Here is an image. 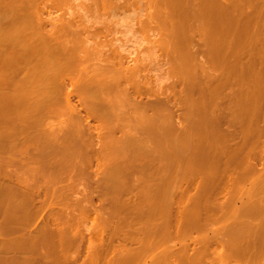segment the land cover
Segmentation results:
<instances>
[{"label": "bare ground", "instance_id": "bare-ground-1", "mask_svg": "<svg viewBox=\"0 0 264 264\" xmlns=\"http://www.w3.org/2000/svg\"><path fill=\"white\" fill-rule=\"evenodd\" d=\"M171 1L172 0H83L78 4L76 3L74 4L75 0H0V68H1L0 87L1 89H3V91L0 92V98L2 97L1 95H3L5 99H9V107L11 106V111L22 113L26 117L20 116L19 118L22 119V121L24 122L25 120H27L29 121V123L31 122V124L32 122H38L35 123L38 125L40 122V124L42 125L41 122H44L48 116L51 117L50 116L51 114H58V112L63 113V111H65L66 113L67 112L66 109L79 114V117L77 116L78 119L75 118L77 119L76 122L73 121V119L70 120L73 121V123L74 122L77 123L78 127L76 128H80L79 126L84 124L83 122L86 121V118L87 120L90 119L94 120L92 122L93 124L91 123L92 124L91 131H94L95 133L98 132V137L95 140L96 136L95 137L90 136L91 138L88 139L89 141L88 144L86 143L85 140H83L87 145L90 146V148H93L97 144V140L99 139L100 142L98 140V143L103 146L105 145L104 148L106 147V149L110 146V143L111 146L112 145L115 146L114 144H112L115 143L116 146L115 147L112 146V147L116 148V151L118 150V152H120L119 149L123 148L122 147L123 144L126 146L127 145L129 146V144H131L130 146H132V144H136V142L138 143L140 142L144 147L145 146L149 147L151 150L154 148L161 149L162 144L164 146L162 137L160 136L158 137V139H156L155 137L157 135H162V134L158 133V130L156 131L153 130V128L151 129L149 127V125H151L150 123H153V121L157 120L156 119L157 117L151 116L152 118H148V116L150 117V115L148 114H145L146 116L145 115L142 116V118L140 119V121L142 122L141 124L140 121H137L133 125L132 129L138 128V130L137 129L135 131L132 130L133 133H127V136L123 133L126 137L124 138L122 137L123 139L121 141L111 142L113 140L112 137L114 136L115 131H118L117 127L114 128V130L113 129L108 130L107 134H106V130L105 133L102 131L103 129L109 128L111 124H115L112 122H114V120H116L117 122L118 118H119L118 120H120L121 123L123 118L121 119L120 117L121 115L119 116V112L122 113L123 109H125L124 111H126V107L127 110L130 109L131 111L130 113L132 114L133 109L137 107H142L145 109L152 110L153 108L156 109L160 107L162 109L163 107L167 106L166 105L167 99H166V104L160 102L159 100H157V98H156L157 101L156 100L150 101L151 98L155 96V94L151 92L152 88L154 87L152 86L151 88L150 86H148L147 82H150L149 80L147 82H145V80L144 81L139 80L141 77L139 74L142 71L141 67L126 68L127 65H125V61L126 59H128L126 55L127 51L125 52V49L120 46H118L120 49L123 48L120 51L118 50L119 48L110 49L109 46L108 49L107 48L108 44L106 42L110 36V34H108L110 33L109 32L110 27L119 19L125 18L126 20H130L128 28L131 29L130 31H132L134 24L133 22H135L134 19H136V16L140 15L139 11L142 12L140 16L143 18V20L141 22V25H139L140 27L138 26L136 27L140 28L143 32L146 33L150 32V30L153 28L152 27L153 24L157 23L156 22L157 19H163L166 21V19L169 17V15L167 14L168 17L164 19L167 16L165 13L158 12V14H156L157 13L156 9L159 8V7L156 8V6L161 4H169V2ZM180 1L182 4L181 9H176L174 6L173 10H175V12L177 11L178 15L180 14L181 16L185 17L183 20L185 21V23L188 21L187 17L190 15H193L198 20H205L208 23L210 18L214 17L215 9L217 8V6L218 8H222L223 10L224 9L232 10L241 7V5L251 6L252 4V0H233V2L232 1L230 2L229 0L228 2L230 3L228 4L224 2L221 3L219 2V0H180ZM64 7L73 10V14L69 13L71 17L68 16L69 17L68 19L59 18L60 14H58L59 19L52 17L59 10L61 11L64 10L63 9ZM153 9H155L154 12ZM180 22L181 20H179V23ZM161 26L162 25L160 24V27ZM100 28H103L104 30L106 29L108 32L104 33V31ZM100 30L103 31V34H101L102 31L99 32ZM189 36L190 35L186 37L188 39H191L189 38ZM166 40L163 37L160 38L158 42H156V44L157 43L161 44L159 46L162 47V51L164 55L167 52L166 51L167 47L165 48L164 46L166 44L164 41ZM188 43L189 42H187V44ZM103 48L105 49L107 48V50H104ZM195 51L196 50L193 49V52ZM197 53H199V51L196 52V55ZM189 60L191 62L193 61V55L190 54ZM191 62L186 61L185 63L182 64V66L178 64L179 67L176 64V66H173L174 68H171L170 70V72L172 73H175V70H179L181 71V73L184 74L183 76L185 77L188 76L189 79L190 77L193 79L192 84L187 89L189 92L196 90L198 91L197 89L198 81L196 79H198L197 77L199 75L197 73V70H192L193 68H190ZM10 75L13 76L11 77ZM180 80L183 81L182 76ZM177 82H179V80H177ZM175 85H177V83H175L174 86L172 85V89L169 94V100L170 98L172 100L173 99L172 97H174L173 101H175V104L176 103L180 104L181 108L182 109L184 108L185 112L183 115V119L185 118L186 120L189 121L193 119L198 120L199 115L201 114L198 115L192 114L188 109L190 105L196 103V100L193 99L194 98L193 94H192L193 98H191L190 96H188L189 93L186 94V90H185V95L181 96L183 95L184 91H181L182 94L181 93L179 94L180 91L178 92L176 90L178 86L174 88ZM67 86H70L71 88L69 89L71 90H67L66 89ZM187 86L188 85L186 84L185 87ZM164 88H165L164 90L167 89L166 87ZM181 88L184 89V87ZM154 89H159V88H154ZM145 92L154 95L152 97H149L150 94L149 95L147 94L148 95L147 97L150 98V100L144 102L143 99V102L140 100L141 102L140 103L138 100L141 98L138 97L142 95L144 96L146 94ZM168 92L166 93L168 94ZM159 93H161V89ZM61 95H63L65 99L64 105H61V103L59 105L58 102V99L61 97ZM158 95L156 97H159ZM76 96L79 98L78 101L80 104L79 106H81L82 108L78 107V105L72 102L73 98L74 97L76 98ZM109 97H111V99H108ZM145 97L146 96H144V98ZM161 98L163 99V93ZM169 104L170 102L168 103V105ZM262 105H264V100L262 102ZM108 109H110L112 112ZM81 110L85 112L86 115L85 119L82 116L84 115V112L81 115L82 113ZM165 110L167 112V107ZM146 112H148V110ZM143 113H145L144 109H143ZM72 115L74 114L72 113ZM135 115L137 116L138 112ZM170 116L171 115H169L168 118ZM179 116L177 115V117ZM246 117L247 119H249L248 126L246 127H251L254 125L253 122L256 121L257 119L262 118L264 121V112L261 114L250 113ZM158 118L160 120L161 117L158 116ZM175 119L177 118L175 117ZM87 123L89 125V122ZM74 125L73 124L71 125L68 122L64 124L61 121V125H59L58 131L56 128L55 131L57 132L53 130L54 134L51 135L53 137L52 143H55L58 146L62 140H65L64 142H69V140L70 141L72 140L73 142L76 139L75 135L73 134L74 136H72L71 134V128L74 127ZM122 125L123 124H120L119 126H121L122 128L123 126L126 127L125 125L123 126ZM49 128L52 129V126H49ZM183 129H184V131L182 130L183 132L186 133L187 131L193 137L194 135L195 136L199 135L197 134L199 132L198 128H196L195 126H192V128L190 126L189 128L187 127ZM44 130L45 132L42 131L40 133L41 134L40 137L36 138L35 136V139H31L30 136L32 137V135H29L28 137L24 132L25 130L21 129L19 130L18 133L11 136L9 140L0 139V144L6 142L9 143L16 140L20 150H22V152L25 153L26 155H34L37 156L38 158H44L43 155L47 149V146L45 145L43 146L41 144V141L44 138L43 136H45V134L48 135V133L50 132L47 129ZM39 131L40 129H38V132ZM247 131L248 130L243 127L240 133L244 134ZM102 132L105 135H102L101 134ZM262 132H264V128L261 129L258 127V130L257 128L256 129L254 128L253 130H251L249 136L244 137L243 135V141L241 145L237 148L235 147L236 148V150L234 151L235 156L233 157V160L227 165L226 170L231 169L235 172L237 171L236 175L238 174V176L236 177L229 176L224 179H220L218 181H215L214 184H211L209 187L203 186L204 180H201L200 181L201 186L198 188L199 192H196L195 194L192 195L190 194L191 196L187 195L186 192L187 191L189 192V190H191V188L195 186V182H194L195 180L194 178H188L191 177L190 173L188 172L184 173V175L182 176L184 182H186L185 184L186 187H183V185H181L180 187H171L166 185L158 187L160 186L158 185L157 188H152L150 186L151 184L145 186L142 184L143 187L139 189V192H137L136 194L137 197L142 196L141 200L135 204H132V207L129 208V211L126 210V212L128 214H133V216L135 217L138 216L142 217L144 219V222L142 224H134L135 222H132L131 224L126 226L128 230L124 233L122 231V228L116 225L115 223H113L114 220H112V218L115 215L119 214L121 211V210L119 211V209H117L115 205V202L118 199V195L117 194L110 195L109 200L106 201L109 204V208H107L106 211L110 213L109 216H105V214L99 215V213L97 214L95 213V210L93 211L95 214L94 220L97 221V226L95 224V227L91 228L94 232V238L92 239V236L90 237L87 247L88 255L84 259H82V262L79 260L78 255L77 256L71 255L73 257H65L66 252L65 254L63 253L65 247H69L74 242L72 241V239H67L65 236L64 237L62 236L65 234V231L62 227L52 228L51 225L54 224H51L49 220L45 221V223L43 224L40 230L38 231L33 230L32 232L26 233L24 236L19 238L20 241L19 243L22 247L31 245L30 247H34L36 250L40 247L43 248L44 245H48L50 248H46L44 254H48L51 256L53 255L52 258L54 261L53 264H202L204 263V261L207 264V262H209L210 259L209 256L211 255L212 256L215 255L216 259L219 260L217 264H225L226 262L228 263L229 261L230 263H232L231 261H233L234 264H240V263L242 264V262L243 264H264V186L263 185L261 186V184L264 183V173L262 176H260V174L259 175L257 174L258 167L253 162L252 158H250L249 160L247 159V161L245 160L237 161V157H236L237 155L240 154L241 149H243L247 145L250 146L251 154L256 153L259 150H264V146L262 147V145L260 146L259 144H257L259 143V134ZM151 135L155 136L154 137L155 141L151 140L152 138ZM201 135H203V131ZM79 137H82V135ZM31 140H32L31 143L28 142ZM72 142L64 143V145L60 144V146H62L63 148L68 147V145L66 144H71ZM27 143L32 144L33 149H30ZM72 144L74 145V143ZM54 146L55 145L53 146L51 145L48 146V148ZM85 146L86 145H84L83 147ZM119 146L121 148L118 149ZM112 147L108 149L111 150ZM108 152L109 151H107V153ZM109 154L111 155V152ZM94 157L99 158L100 152L97 153V156ZM104 157L106 158V156ZM91 159L89 162H91L92 164L93 163L92 161L94 160ZM152 166L154 167V165H149L148 168ZM50 167H52V165H50ZM53 167L60 168L61 164L55 163ZM117 167L115 166L114 169L118 170ZM119 168L121 167L119 166ZM152 168L148 170L151 171ZM44 171H45V164H41L39 170L37 171V174H35V178L32 179L34 181L27 180L19 176L16 177V175H12L13 174L12 173L9 176V184H7L6 186L14 197L16 196L18 198L22 195L23 200L22 198L20 202L18 200L17 206L19 208H22L21 210L24 209L23 211L24 214L23 215L21 214V216L24 217L27 226L31 225L33 221L35 222L36 221L35 219L38 218L41 219L43 217V214L46 212V210L52 207H59L60 209L58 213L52 216L53 222L63 223V226H68L70 221L68 217L70 216V213L68 212L67 214H65L64 210H67L70 207H68L61 199L57 200V202H49L47 201V196H46L50 190H53L56 193L58 191V188H56L58 186L56 185H58L59 183H63L65 181L61 177H56V178H52L51 180H47L46 182H43L40 175ZM113 175L114 173L112 172L109 173V175H107L105 178H101L102 180L99 179L101 181L97 182V187L99 185V187H103L108 191H110V189L114 190L117 187L121 189L122 187L120 188L117 185V183L119 184V182L115 180L116 177L114 178ZM256 175H258L259 177ZM149 178L148 180L151 181ZM70 180L72 179L70 178ZM243 180L246 181L250 180L251 188L247 190V197H249V199L251 198L252 200L250 204L244 207L245 210H240V208H236L233 206L229 211L226 209L222 210L221 204L216 205L215 203H213L212 199L215 196V194L219 191L222 190H235L236 192L239 190L241 191L242 189L239 188V183ZM127 183L128 182L124 184L127 185ZM62 185L63 187L61 186L60 190H63L67 187V185L64 184ZM132 185L134 184L132 183ZM121 186H123V184ZM130 186L131 185H129V187ZM140 187L141 186H139V188ZM2 189L5 188H0V190ZM130 190L128 191V193L130 192ZM114 191H116V189ZM134 191H136V188ZM178 191L181 193L180 196L179 193H177ZM244 193L246 192L236 193L237 195L236 198H241L242 196L246 195ZM123 196H125V194ZM129 198H131V196ZM156 198H160L161 200L160 203L157 205V207H154L155 201L157 200ZM92 200L93 198L91 199V201ZM119 200L121 201V199ZM134 202L135 201H133V203ZM174 203H176L177 206L179 207L177 209L178 219L177 222H175L177 224L176 232L171 231V228L173 229L172 226L173 219L172 222L163 221L161 224L155 223L157 217H159V219L163 218L164 216L165 217L168 216L167 219L171 217L170 215L173 214L176 208V207L174 208L175 206ZM181 203H183L184 205L183 207H180ZM140 204H142L143 206L140 207ZM229 206H231V204ZM121 209L123 210V208ZM201 213L207 215H214V216L216 215V217L218 216L219 218L223 217L225 214L230 213L234 218L235 224L233 230L236 229V232L232 236H230L231 234L230 232L225 242L221 239L222 237H224L221 229L214 230L213 236H209L208 233H206L201 238L194 239L192 237L193 230L207 231V221H209L210 217L208 216L207 218L208 220L205 219L204 217L203 220V218L202 219L199 218V216H201ZM220 213L221 215H218ZM125 216H127V214ZM183 216L185 217V221L182 222L179 219L180 217L182 218ZM246 216L251 217L254 220L258 218L256 220L258 224H255L253 222L247 223V220L245 219ZM115 217L116 218L114 219L116 220L117 216ZM6 219L9 222L11 220L10 217L7 218L4 217V220ZM2 220L1 222H3ZM8 225L9 227L11 226L9 223ZM247 229L250 231L251 234V236H249L250 237L249 242L243 241V238L245 240V233L247 232L246 231ZM88 230L89 229H87V231ZM12 232H13V228H12ZM58 234H59L58 237H61V241H62L61 243H57V241L55 243V241H53L55 240L54 238ZM90 234L92 235V233ZM119 236H123V240L121 239L122 242L119 241V243H121L119 245L121 246V248L118 247L117 251L119 252L117 251L112 252L110 249L112 248L111 247L112 243L114 244L113 240H115V238L120 239ZM173 240L174 241L176 240L177 244H179L180 247H176L175 245L176 243L173 244L175 246L172 245L169 246L168 245L169 242ZM10 244L12 245V243H9V247H11ZM214 245H218L220 249L218 247H215ZM245 245L246 247H243ZM21 249L23 250V248ZM34 251H33L34 255L36 254L41 255V253H43V252L40 253L38 252L35 254ZM25 252L26 251H23V254ZM154 252H158V253L154 254ZM35 260H36V264H41L39 259L35 258ZM14 261L12 259V262ZM17 263H19L18 260Z\"/></svg>", "mask_w": 264, "mask_h": 264}, {"label": "rangeland", "instance_id": "rangeland-1", "mask_svg": "<svg viewBox=\"0 0 264 264\" xmlns=\"http://www.w3.org/2000/svg\"><path fill=\"white\" fill-rule=\"evenodd\" d=\"M82 1L83 0L80 1L75 0L74 4L75 3L78 4ZM172 1L169 2V4H161L156 6V8L159 7L156 9L157 12L156 14H158V12H161V13H165L166 15L168 14L169 17L168 15L167 16L165 15L166 17L164 19L168 17L166 21L163 19H157L156 22L158 23V25L157 23H154L152 26L153 30L151 29L150 32L146 33L143 32L140 28H138L140 27L139 25H141V22L143 20V18L140 16L142 12L139 11L140 15L136 16V19H134L135 22H133L134 23L133 29L136 30L132 29V31H130L131 29L128 28L130 20H126L125 18L119 19L110 27L109 29L110 33H108L110 34V36L108 40L109 39L111 40L109 41L107 40L106 42L108 44V45L106 44L108 49L109 47L110 49L113 48L118 49L119 48L118 46L123 47L125 49V52L126 51L128 52V53L126 52L128 58L125 61V65H127L126 68L141 67L142 71L139 74L141 76L139 80L140 81L145 80V82L149 80L150 82H147L148 86H150L151 88L152 86L154 88H159V89L152 88L151 92L155 94L154 96L155 98L152 97L154 94L152 95L150 93L145 92L146 94L144 96L146 97L144 98V96L142 95L138 97L141 99L138 100L137 98V100L139 102L140 100L143 102L144 99V102H146L147 100H150V98L147 97L149 94H150L149 97H152L150 101H155L157 98V100L166 104V99H167V104H166L167 112L165 110L166 107H163L165 109L163 108L161 109L159 107L156 109L153 108L152 110L145 109L142 107H137L138 109L137 108L133 109L131 114L130 109L127 110L126 107V111H124L125 109H123L122 113L119 112V116L121 115L120 116L121 119L123 118L122 122L120 123V120H118L119 119L118 118L117 122L116 120L112 122L115 124H111L109 128L103 129L102 131L105 133L106 130V134H107L108 130H112V129L114 130V128L117 127L118 131H115V134L112 137V139L115 141L111 139L112 140L111 142L121 141L124 137L127 136V133H133L132 130L133 131H135L136 129L138 130V128L132 129L133 125L137 121H140L142 116L148 114L150 115V117L147 115L148 118H152L153 116L157 117L156 118L157 120L153 121V123H150L151 125H149V127L151 129L153 128V130L156 131L158 130V133L162 134V135H157L156 137L151 135L152 138L151 137L150 138L151 140L155 141V138L158 139V137L161 136L164 142V146L162 144L163 149L161 147V149L154 148L151 150L149 147L146 146L144 147L140 142L139 143L136 142V144H132V146H130L131 144H129V146L123 144L122 146L123 148L119 146L118 149L119 148L121 149H119L120 152H118V150L116 151V148H113L116 146L115 143H112L115 145V146L112 145L113 147L111 146L110 143V146L108 148L110 149V147H112V149L109 150L108 148L106 149V147L104 148L105 145L103 146L98 143L99 139L97 140V144L93 148H90V146L87 145L89 143L88 139L96 136L95 137L96 140V138L98 137V132L96 131L97 133H95L94 131H91L92 130L91 127L93 124L92 122L94 120L91 119L87 120L84 111L81 110L82 111L81 115L84 112V115L82 116L84 119L86 118V121L89 122V125L86 121H84L83 122L84 124L79 126L80 128H76L78 127V125L77 123H75L79 117V114L69 111L68 109H66L67 111L66 113L65 111H63L64 114L62 112H61L62 114L60 112H58V114H51L50 115L51 117L48 116L49 119L48 117L46 118V120L48 119L47 121L45 120L44 122H41L42 125L40 124V122L38 125L35 124L38 122H32L31 124V122L29 123V121L27 120H25L24 122L22 121V119L19 118L20 116L26 117L22 113L11 111V106L9 107V99H5V97L1 95L2 96L0 98V139L1 140L3 139L9 140L11 136L18 133L19 130L21 129L25 130L24 132L28 137L29 135H32V137L30 136L31 139H35V136L36 138L40 137L41 135L40 133L42 131L45 132L44 129L49 130L51 133L49 132L48 135L45 134V136H43L44 138L41 141V144L43 146L44 145L47 146V149L43 155L44 158H38L37 156L34 155H26L25 153L22 152V150H20L16 140L9 143L6 142L0 144V188H5L0 190V223H3L0 224V226L2 225L0 227V264H23V263L36 264L35 258L39 259L41 264H53L54 262L52 259L53 255L51 256L48 254H44L46 248H50L48 245H44L43 248L40 247L36 250L34 247H30L31 245L22 247L19 243L20 242L19 238L24 236L26 233L32 232L33 230L34 231L40 230L43 224L45 223V221L47 220H49L51 224H54L51 225L52 228L62 227L65 231V234L62 236L63 237L65 236L67 239H72V241L74 242L69 247H65L63 252L64 254L66 252L65 257H73L71 255L74 256L78 255L79 260L82 262V259H84L88 255L87 254L88 241L90 240L91 236L92 239L94 238V232L91 228L95 227V224L97 226V221L94 220L95 214L93 211L95 210V213L96 214L99 213V215L105 214V216H109L110 213L106 212L107 208H109V204L106 201L109 200L110 195H115V194L118 195V199L116 200L115 205L117 209L121 211L119 214L115 215L117 216V219L115 220L114 218L116 217L114 216L112 220H114L113 223H115L116 225L122 228V231L124 233L128 230L126 226H128L132 222H135L134 224H142L144 222V219L142 217L140 216L135 217L133 216V214H128L126 212V210L129 211V208L132 207V204H135L141 200L142 196L137 197L136 194L137 192H139V189L143 187L142 184L144 186L151 184L150 186L152 188H157L158 185H160L158 187L164 185L171 187H180L181 185H183V187H186L185 185L186 182H184L182 176L184 175V173L188 172L191 175V177L188 178H194L195 186H193L191 190H189V192L187 191L188 193L186 192V194L192 195L195 194L196 192H199L198 188L201 186V182H200L201 180H204L203 186L209 187L211 184H214L215 181H218L220 179H224L229 176H233V177L238 176V174L236 175L237 171L235 172L231 169L226 170L227 165L233 160V157L235 156L234 151L236 150L237 147L241 145L243 141V135L244 137H247L250 135L251 130H253L254 128L255 129L257 128V130L258 127L261 129L264 128V121L262 118L254 121L253 126L246 127L248 126V122H249V119H247L246 117L247 115H249L250 113L261 114L264 112V105H262V102L264 100V0H252L251 6L241 5V7L232 10H225V9L223 10L222 8H218L217 6V8L215 9L214 17H211L208 23L205 20L196 19L193 15L188 16L187 18L188 21L190 22L187 21L185 23V21H183L185 17L181 16L180 14L178 15L177 14L178 12L177 11L175 12V10H173L174 6L176 9H181L182 7L181 1L180 0H172ZM228 1L229 0H219V2L221 3L224 2L227 4L230 3L231 1L233 2V0H230V2ZM63 9L64 10L62 11L59 10L52 17L57 19L58 14H60L59 18L68 19L69 17H71L69 13L73 14V10H71L70 8L67 9L65 7ZM154 11L155 9H153V12ZM211 19L213 20V23ZM179 20H181L180 23ZM160 24L162 25L161 27ZM100 29H102L104 33L108 32L106 29L105 30L103 28ZM102 30H100L99 32H101ZM103 31L101 34H103ZM188 35H190L189 38L191 39L187 38ZM163 37L165 40L167 39L166 41H164L166 43L164 46L165 48L167 47L166 48L167 52L165 55L162 51V47L159 46L161 44L158 43L156 44V42H158V40ZM187 42L189 43L187 44ZM107 48L106 49L103 48V49L107 50ZM123 48L121 49L119 48L118 50L120 51ZM193 49L196 51L193 52ZM198 51L199 53H197L198 55L197 57L196 52ZM190 54L193 55V61L195 60L196 62L195 61L191 62L190 61L191 59L189 60ZM184 61L191 62L190 68H193L192 70H197V73L199 75L197 78L200 80L199 81L198 79H196L198 81L197 83L198 91L200 88L199 92L197 90H196L197 92L196 91L189 92L187 90L188 87L193 82V79L190 76H189L190 79L188 78V76L187 77L183 76L184 74L181 73V71L179 70H175V73L170 72L171 68H174L173 66H176V64L177 66L178 64L182 66V64L185 63ZM194 63L196 66L194 65ZM201 67L204 69H202ZM198 68L201 70H199ZM10 76L12 77L13 75ZM181 76L183 78V81L185 82L180 80ZM177 80H179V82H177ZM175 83H177V85H175L174 88L178 86L176 90L178 92L180 91L179 94L181 93V91H184L183 95L181 96L185 95V90H186V94L189 93L188 96H190L191 98H193L194 96L193 99L196 100V103L190 105L188 109L192 114H196V115L201 114L199 115L198 120L193 119L189 121L186 120L185 118L183 119V115L185 112L184 108L182 109L180 104L177 103H176L177 105L175 104V101H173L174 97H172L173 98L172 100L170 98L171 101L169 100V94L172 89V85L174 86ZM186 84L188 85L187 87H185ZM180 85L181 87H184V89H182ZM164 87H166L167 89L164 90L165 89ZM69 88L71 87L67 86L66 89L71 90ZM160 89H161V93H159ZM1 91H3V89H1L0 87V92ZM165 91L168 92V94ZM162 93H163V99L161 98ZM157 95L159 97H156ZM61 97L58 99L59 105L60 103L61 105H64L65 104L64 96L61 95ZM108 99H111V97H109ZM78 101L79 98L77 96L76 98L74 97L72 100L73 103L78 105V107L82 108L81 106H79L80 104ZM169 102L171 105L170 104L168 105ZM143 109L145 113H143ZM181 109L183 113L181 112ZM145 110L146 111L148 110L149 113L146 112ZM137 112L139 116L135 115ZM72 113L74 115L77 114L75 115L76 117L72 115ZM155 115L161 117L160 120L158 116ZM169 115L171 116L168 118ZM177 115L179 117H177ZM125 116L128 118H126ZM174 116L177 119H175ZM72 119L73 121H75L74 123L73 121H70ZM61 121L64 124H66L67 122L70 123L71 125L75 124L74 127H72L74 129L71 128V134L72 136L75 135V138L77 140L74 137L73 138L75 140L74 139L73 140L75 142L69 140V142L74 143V145L72 143L66 144L68 145V147L63 148L62 146H60V144L64 145V143H69V142H64L65 140H62L58 146L57 144L52 143L53 137L51 135L54 134L53 132L56 129L58 131V127L59 125H61ZM141 123L142 122L140 121V124ZM118 124L119 125L123 124L126 127L122 125L123 126L122 128ZM33 125L36 127H34ZM49 126H52V129L49 128ZM190 126L191 128L192 126L198 128L199 132L197 134L199 135L197 136L194 135L193 137L187 131L186 133L183 132L184 131L183 128H187V127L189 128ZM243 127L248 130L244 134L240 133ZM88 128L90 131L88 130ZM38 129H40L39 132ZM201 130L203 131V135H201L202 134ZM103 132L101 134L105 135ZM35 134H37L38 136ZM81 135L82 137L84 136L85 138L83 137L84 138L83 139L82 137H79ZM184 136L186 137V140ZM83 140H85L87 144ZM28 142L31 143L32 140ZM30 143H27V145L30 149H33V145ZM263 143H264V132L259 134V143L257 144H259L260 146L262 145L263 147L264 146ZM51 145L52 146L55 145V146L48 148V146ZM84 145L86 146L83 147ZM107 151L109 152L107 153ZM96 152L97 153L100 152L99 158L94 157L97 156ZM110 152L111 155L109 154ZM104 156H106V158ZM236 157H237V161L238 160L247 161V159L249 160L250 158H252L253 162L258 167L257 174L258 175L260 174V176L263 175L264 150H259L256 153L251 154L250 146L247 145L243 149H241L240 154L237 155ZM90 159L94 160L92 161L93 162L92 164L91 162H89ZM20 163L21 165L22 164L23 165L21 166ZM55 163L56 164L60 163L61 167L54 168L53 165ZM118 163L121 168H119ZM41 164H45V171L40 175L43 182H46L47 180H51L52 178H56V177H61L65 181L63 183H59L58 185H56L58 186L56 187L58 188V191L56 193L53 190H50L46 196H47V201L49 202H57V200L61 199L68 207H70L67 210H64L65 214H67L68 212L70 213V216L68 217L70 219L68 226H63V223L53 222L52 216L59 212L60 210L59 207H52L50 209H47L46 212L43 214L42 217L43 220L42 218L35 219L36 221L35 222L33 221L32 222L33 224L31 223V225L27 226L24 217L21 216V214L22 215L24 214L23 213L24 209L21 210L22 208H19L17 206L18 200L19 202L21 201V198L23 200L22 195L19 194L21 196L18 198L16 196L14 197L6 186L7 184H9V176L12 173H13L12 175H16V177L19 176L27 180L34 181L32 179L35 178V174H37V171L39 170ZM50 165H52V167H50ZM149 165H154V167L152 166L153 168L152 167L148 168ZM115 166L116 167L118 166L117 167L118 170L114 169ZM147 168L149 170L152 168L151 170L152 172L149 171ZM155 170L157 171V173ZM112 172L114 173L113 177L117 178V179L115 178V180L119 182V184L117 182L115 183H117V185L120 188L121 187L122 188L119 189L117 187L119 190L115 188L116 191H114L115 189L114 190L110 189V191H108L103 187H99V185L97 187V182L98 181L100 182L102 180L101 178H105L107 175H109V173ZM70 178L72 180H70ZM148 178L151 181H149ZM173 181L176 183V185ZM126 182H128L127 185L128 184L131 185L130 187L134 189L130 188L129 185L128 186L125 185ZM132 183L136 187L132 185ZM62 184L67 185V187L63 190H60L61 186L63 187ZM120 184L121 185L123 184V186H121ZM262 185L264 186V183H262L261 186ZM139 186L141 187L139 188ZM125 188L129 190L131 189L132 190V191L130 190L131 193L130 192L128 193L129 190H126ZM135 188L136 191H134ZM239 188L242 190L241 191L239 190L237 192L235 190H222L217 192L212 199L213 203H215L216 205L221 204L222 210L226 209L229 211L231 210L232 206L236 208H240V210H245L244 207L250 204V202L252 201L251 198L249 199V197H247V190L251 188L250 180L241 181L239 183ZM238 192H246L244 193L246 195L242 196L241 198H236L237 196L236 193ZM177 193H179L180 196L181 193L179 191ZM124 194L125 196H123ZM128 195H130L131 198H129L130 196ZM92 198L93 200L91 201ZM119 199H121V201ZM156 199L157 200L155 201L154 204L155 206L153 205L154 207H157V205L160 203L161 200L160 198H156ZM133 201L135 202L133 203ZM230 204L231 206H229ZM174 205H175L174 208L175 207L176 208L173 214L170 215L171 217H169V219H167L168 216L167 217L164 216L165 218L163 217L159 219V217H157L155 220V223L161 224L163 221L172 222L173 219L172 222L173 229L171 228L172 232L177 231L176 230L177 224L175 222H177L178 219L177 209L179 208L176 203H174ZM141 206L143 205L140 204V207ZM183 206H184L183 203H181L180 207ZM121 208H123V210ZM126 214L127 216H125ZM218 215H221V213ZM208 216L210 218L209 221H207V231L193 230L192 237L194 239L201 238L206 233H208L209 236H213L214 230L221 229L222 234L224 236L221 239L225 242L230 232H231L230 236H232L236 232L235 228H234L235 230H233L235 224L234 218L230 213L225 214L223 217L220 218L218 216L216 217V215L214 216V215H207L201 213V216H199V218L201 219L203 218L204 220V217L205 219H207ZM4 217L5 218L10 217L11 218L10 222L7 219L4 220ZM133 217H135L136 219ZM245 219L247 220V223L253 222L255 224H258V222L256 221L258 218L254 220L253 218L246 216ZM1 220L3 222H1ZM179 220L183 222L185 221V217L184 216L182 218L180 217ZM8 223L11 225L10 227ZM11 227L13 228V232ZM87 229L89 230L87 231ZM77 231L80 232L81 234L78 233ZM246 231H245L246 232L245 240L243 238V241L249 242V238H250L249 236H251V234L248 229ZM90 233H92V235ZM58 236L59 234L54 238L55 240H53L55 241V243L56 241L57 243L62 242L61 237ZM119 238L120 239L115 238L117 243L115 242V240H113L114 244L112 243L111 246L112 248L110 249L112 252L117 251L118 247L121 248V246H119L121 244L119 243V241L122 242L123 236H119ZM9 243H12V245L10 244L11 247H9ZM174 243H176L175 244L176 247H180V245L177 244L176 240L169 242L168 245L175 246L173 245ZM17 245L19 248L17 247ZM214 246L218 247V245H214ZM243 247H246V245ZM21 248H23V250ZM23 251H26L27 253L25 252L23 254ZM33 251L35 252V254L38 252L39 253L43 252V253H41V255L40 254L34 255ZM156 253L158 252H154V254ZM213 256L212 255L209 256L210 263L207 262V264L208 263L217 264V262H219V260L216 259L215 255ZM12 259L13 261L15 259V261L12 262ZM17 260L19 263H17ZM231 262L234 264L233 261ZM232 263H230L229 261L227 264H232ZM202 264H206V262L204 261V263Z\"/></svg>", "mask_w": 264, "mask_h": 264}]
</instances>
